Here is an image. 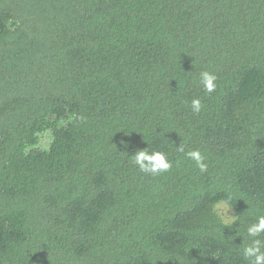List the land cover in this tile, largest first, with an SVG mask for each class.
<instances>
[{
  "label": "trees",
  "instance_id": "obj_1",
  "mask_svg": "<svg viewBox=\"0 0 264 264\" xmlns=\"http://www.w3.org/2000/svg\"><path fill=\"white\" fill-rule=\"evenodd\" d=\"M147 147L173 169L140 173ZM225 199L246 240L264 214V0H0V264H247Z\"/></svg>",
  "mask_w": 264,
  "mask_h": 264
},
{
  "label": "clouds",
  "instance_id": "obj_2",
  "mask_svg": "<svg viewBox=\"0 0 264 264\" xmlns=\"http://www.w3.org/2000/svg\"><path fill=\"white\" fill-rule=\"evenodd\" d=\"M217 76L208 71H201L199 74V83L205 93L211 94L217 89ZM204 105L201 98L196 97L191 100L190 108L193 114H199ZM177 152H182L184 156L193 161L195 167L201 174L208 171L209 164L207 157L200 149L185 151V145L180 143L176 145ZM132 164L140 173L151 175L153 177L170 172L173 169L174 162L169 158V154L159 148H154L151 151L147 148L136 150L132 154ZM230 199V198H229ZM232 206L229 200H220L214 205V212L219 217L224 225L238 224L236 235L243 238L240 245V252L247 264H264V214L257 215L255 220L246 226V237L239 235L240 217L236 214H230ZM162 261V260H159ZM195 264V261L193 262Z\"/></svg>",
  "mask_w": 264,
  "mask_h": 264
}]
</instances>
